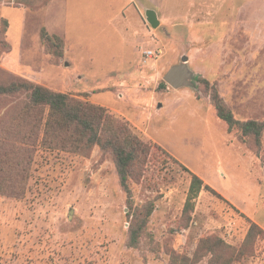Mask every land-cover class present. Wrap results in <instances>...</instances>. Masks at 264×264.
Masks as SVG:
<instances>
[{
    "label": "rangeland",
    "instance_id": "rangeland-1",
    "mask_svg": "<svg viewBox=\"0 0 264 264\" xmlns=\"http://www.w3.org/2000/svg\"><path fill=\"white\" fill-rule=\"evenodd\" d=\"M148 1L0 0V83L27 80L109 109L212 191L185 215L190 175L172 162L148 165L132 200L154 211L131 248L133 212L112 158L98 147L90 157L37 149L24 197L0 196V264H171L173 255L210 264L196 257L201 239L240 250L249 221L264 227V142L255 152L229 132L202 83L216 85L239 121L264 122V0ZM151 49L163 54L146 59ZM184 56L195 88H163ZM25 101L0 99V146L17 141L7 117ZM233 264H264V236Z\"/></svg>",
    "mask_w": 264,
    "mask_h": 264
},
{
    "label": "trees",
    "instance_id": "trees-1",
    "mask_svg": "<svg viewBox=\"0 0 264 264\" xmlns=\"http://www.w3.org/2000/svg\"><path fill=\"white\" fill-rule=\"evenodd\" d=\"M44 35L43 39L48 38L51 41L46 32ZM54 38L59 40V45L63 48L64 40ZM59 57H63V51ZM202 83L217 117L226 123L229 132H240V141L251 150L259 152L264 142V122L239 121L216 85L207 80H202ZM161 86L168 87L164 82ZM20 96H25L26 101L9 113L7 121L11 126L6 130L17 141L11 142L6 136L5 142H1L0 146V165L6 164L12 169L8 177H0V196L18 199L24 197L30 176L29 170L37 149L90 157L94 148L98 147L115 163L120 186L133 212L129 247L137 248L153 214L154 205L149 202L142 208H135L132 186L141 180L148 165L155 164L158 167L172 162L190 175V187L184 206L185 215L194 211L196 199L204 189L211 190L202 178L179 163L162 147L145 139L120 115L105 107L79 99L75 94L55 92L27 80H16L10 84L0 83V99ZM1 147H10V151L2 150ZM3 172L0 169V173ZM12 172H15V175L11 174ZM249 223L250 230L242 249L232 248L221 238L207 237L199 242L197 259L208 256L210 264H233L241 259L252 251L256 238L259 235L264 236V230L260 226L251 221ZM179 257L173 255L171 264H177ZM182 259L186 261L185 264L190 261L188 257Z\"/></svg>",
    "mask_w": 264,
    "mask_h": 264
},
{
    "label": "water",
    "instance_id": "water-1",
    "mask_svg": "<svg viewBox=\"0 0 264 264\" xmlns=\"http://www.w3.org/2000/svg\"><path fill=\"white\" fill-rule=\"evenodd\" d=\"M146 20L157 29L160 26V20L155 10H146ZM194 73L189 67V57H182L181 63L173 65L164 76V82L174 90L184 88H195Z\"/></svg>",
    "mask_w": 264,
    "mask_h": 264
},
{
    "label": "built area",
    "instance_id": "built-area-1",
    "mask_svg": "<svg viewBox=\"0 0 264 264\" xmlns=\"http://www.w3.org/2000/svg\"><path fill=\"white\" fill-rule=\"evenodd\" d=\"M143 54L146 57V59H156L157 57L163 54V51L158 49L156 50L151 49V50H145Z\"/></svg>",
    "mask_w": 264,
    "mask_h": 264
},
{
    "label": "crops",
    "instance_id": "crops-1",
    "mask_svg": "<svg viewBox=\"0 0 264 264\" xmlns=\"http://www.w3.org/2000/svg\"><path fill=\"white\" fill-rule=\"evenodd\" d=\"M14 1H16V0H14ZM147 1H148V0H147ZM163 1H164V0H149L148 2H151V3L156 4V3H158V2L163 3ZM22 7H24V6H22ZM8 39H9V42L12 43V40L10 39L9 35H8ZM184 89H186V88H184ZM180 90H182V89H180ZM175 91H176V92H179V90H175ZM256 222H257V221H256ZM257 224H259L262 228H264L259 222H257Z\"/></svg>",
    "mask_w": 264,
    "mask_h": 264
}]
</instances>
